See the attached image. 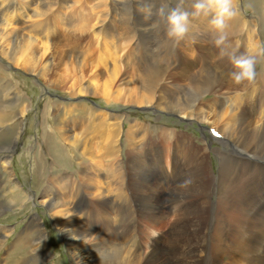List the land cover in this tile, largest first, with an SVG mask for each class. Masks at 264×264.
<instances>
[{
  "label": "bare ground",
  "instance_id": "obj_1",
  "mask_svg": "<svg viewBox=\"0 0 264 264\" xmlns=\"http://www.w3.org/2000/svg\"><path fill=\"white\" fill-rule=\"evenodd\" d=\"M90 1L0 0V218L5 221L18 216L28 204L14 181L10 159L22 139L21 120L30 103L22 89L24 80L15 78L10 68L43 77L56 51L53 34L60 14L61 22L65 17V23H72L70 26L79 33L97 36L95 40L103 48L106 44L116 47L121 41L137 45L140 60H133V68L140 94L133 103L203 121L219 133L218 137L210 135L211 139L222 140L218 143L221 148L198 146L186 133L159 123L164 119L160 116H148L158 122L151 123L129 118L120 110L107 114L96 103L46 100L44 117L36 120L40 135L35 140L28 138L19 156L29 160L33 172L40 160H45L44 154L50 156L44 166L49 173L41 169L40 177L46 185L40 190L38 202L63 236L72 262L163 264L165 254L173 264H264V59L257 63L253 81L237 84L231 75L234 66L216 47V33L208 19H195L191 33L176 44L164 28L163 37L155 36L151 19H146L147 13L141 9V5L150 4L148 0H97L94 6L85 8L83 5ZM191 4L192 0H185L189 10ZM72 7L75 9L70 10L67 20ZM240 10L238 0V14L227 30L228 53L238 54L264 44L260 29L254 30L247 14L242 15ZM262 21L264 18L259 26H264ZM60 50L70 59V66L80 65L76 82L67 86L74 98L92 95L105 105L117 100L120 91L115 85L125 76H121L114 58L110 56L107 60L111 62L104 59L101 63L109 70L108 78H102L98 65L88 66L86 74L83 51ZM132 79L128 76V83L132 84ZM158 138L170 145L168 170L162 163ZM94 143L100 151H95ZM208 150L219 160L215 172ZM127 156L135 157L136 164H128ZM63 170L71 172L64 174ZM165 193L170 209L179 216L195 218L188 225L180 217L170 231L173 233L177 225H188L201 234V246H189L191 241H186L187 246L141 249L132 206L138 207L141 216L155 220L165 213L164 205H158ZM122 204L128 206H124L125 212ZM117 217H123L122 226L116 224ZM39 221L36 213L27 216L18 232L0 224V264L45 263L51 253ZM127 230L129 241L138 246L124 243ZM12 234V241L7 243Z\"/></svg>",
  "mask_w": 264,
  "mask_h": 264
},
{
  "label": "rangeland",
  "instance_id": "obj_2",
  "mask_svg": "<svg viewBox=\"0 0 264 264\" xmlns=\"http://www.w3.org/2000/svg\"><path fill=\"white\" fill-rule=\"evenodd\" d=\"M141 1H143V0H141ZM94 2L96 3L97 0H91L90 3L88 2V5H87V3H85L83 6L85 8L86 7H92L95 4ZM149 2L153 5H155V4L159 3V0H148L147 3H149ZM170 2L173 3L172 0H170ZM245 2L250 3V5L248 6L247 3H245ZM240 4H241V10L240 11L242 12L241 14L244 16H246V14H247L248 20H250L251 23L253 24L254 30L259 28L260 29L259 33H260L261 37L264 39V26L263 25L259 26V24H258L259 21L263 20V18H264V15H263L264 14V11H263L264 10V0H242V1L240 0ZM256 4H257L256 8H253V7H255ZM141 6H142L141 9H143L146 13H148V8L146 7V5H141ZM84 7H82L83 12H84ZM250 7H252L253 10H252V8L250 9ZM257 8H258V10L260 9L259 10L260 12L258 11V13H260V14H258L256 12ZM73 9H75V8L72 7L71 9L68 10V19L67 20H70L71 16L69 15V12H70V10H73ZM153 11H154V8H153ZM255 16H256V18H255ZM57 17H58V20L60 19V21L57 22L58 24L56 23L55 27L57 29L53 34V37H54L53 38V45L55 44L54 49L56 51L53 54V56L50 58L51 60L50 59L48 60L49 66L46 67L44 74H43V77H37L35 74L24 72L23 70H20V69L10 68V71L11 72L13 71V73L16 75L15 78H18V79L21 78L22 80H24V83L26 84V86L22 87V89L26 92L27 98H28L29 103H30V108L25 112L24 119L21 120V122H23L22 123L23 128H22V134H21L22 139L19 140V144L16 145V150L14 152H12L11 159H10V167H11V170L13 173L14 181H16V183H18L19 189L26 195V200H27L28 204L26 206V209H24V211L22 212V214H19L20 216L18 215V216L11 218V219L7 218V219H5V221H2L4 219L0 218V224H4L7 226L9 225L11 228H14L15 232H18L22 227H24L26 217L27 216L29 217V215H33V213H36L37 217L40 220L39 222H40V224L44 230L45 238H46V241L48 243L47 250L51 253V255L45 261L44 264H74L70 258L69 253L67 252L65 240L63 239V236H61L59 229H57V226H55L53 224L51 218L47 215L45 207L38 202L40 190H41V188L43 189V187L46 185L45 182H43V178L40 177L41 169L44 168L42 171L45 173H49L44 166H46V164H48V162L50 161V156H46L44 154L43 158L45 160H40V164L38 163V165H37L38 168L35 169V172L31 171V167L29 165V160L28 159L24 160L23 158H21L19 156V154L21 152V148L25 146L27 139L31 137L33 140H35L36 136L40 135L39 130L36 129L37 128V121L36 120L41 119V116L44 117V115L42 114V110L44 108L46 100H50V101L61 103V104L62 103L82 102L85 105H92V104L96 103L97 105H100L101 108L104 110V112H107V114H115L116 111L120 110V111L125 112L126 113L125 115H127V117H129V118L149 120L151 123H158V122L154 121L153 119H149L148 116H150L151 118H154L156 116H160L164 119L162 121H160L159 123L164 124V126L166 128L169 127V129L171 128V129H174L175 131H181V132L186 133L188 135V137L191 139V141L193 140L192 142L198 146L204 145L207 147L209 146V147H220L221 148V146L218 143L221 142L222 140L219 141L217 139V141H218L217 142L215 138L211 139L210 132L208 129L211 125H209L203 121L195 120V119H191V118H188V119L182 118L179 115H176L174 112L157 111L156 109H152V108H150L144 104L137 105L136 103L132 102L133 98H135V96H138L140 94V85H139L138 80H137L136 75H135L136 72L133 68V66H134L133 60L137 61V59L138 60H140V59H139V52H138L137 45L133 44V41L130 44H129V42L121 41L118 44H116V47L115 46L112 47L110 44L109 45L106 44V46L104 45V48H103L102 45H100L96 42L95 37H97V36L91 35L88 32L87 33H79L78 30H75L72 26H70V25H72V23L70 25H69V23H65V17H64V21H63L64 23L61 22L63 15L59 14ZM252 17H253V19H252ZM154 19H155L154 17L151 19V21H152L151 23H154ZM262 24H264V21H262ZM49 25H50V23H49ZM153 29L156 33V35H155L156 37H159V36L163 37V33L161 32L163 29L162 26L161 27H155V28L153 27ZM76 31L78 32V34ZM256 32L257 31H255V33ZM72 34H74V35H72ZM69 35H71V36H69ZM63 43L65 46L62 45ZM69 44H70V46H69ZM76 45H77V47H76ZM57 48H59V49H57ZM61 48L63 50L69 48L74 52L76 49H77V51H80V52L83 51V54L85 53L84 54V57H85L84 60L85 61L83 60L84 62L82 63V65H87L86 66V74L88 73L87 72L88 66L90 68H92L94 66L93 68H95V66L98 65L96 68L99 71L98 76L102 77V78H108L106 76H109L108 72H107L109 70L106 69L105 66H104V68H102L103 64H101V63H104L103 62L104 59H105V61H108L107 59H109V57L111 56V58H114L116 63L119 65V70H120L121 74L123 73L121 76H125V78L127 77V79H128V76L129 77L131 76L133 78L131 80L132 84L128 83V80L125 78L122 79L121 82L120 81L117 82L118 86L115 85V88H116V90L120 91V96L117 98V100H115V99L111 100L108 105H105V103L100 98H97V97L92 96V95H85V94L84 95H77L74 98V96L71 95V92L68 91V87L71 85V83L76 82L77 78L79 77L78 76V74H79L78 69H79L80 65H78V64L76 65L75 64L76 62L73 60V62H75L73 64H75V65L70 66V62H69L70 59L65 55V53L62 50H60ZM109 49H110V51H109ZM112 50H113V52H112ZM188 53H189V50H188ZM62 55H63L64 59L62 58ZM190 56H191L190 58L193 59L192 55H190ZM104 57H106V58H104ZM66 59H68L67 62H66ZM111 61L112 60H109L108 62H111ZM64 62H65V64H64ZM86 62H89V63H86ZM91 62L92 63L94 62V63L90 64ZM53 64H54V66H53ZM99 64H100V66H99ZM57 65H59V66H57ZM106 67H107V65H106ZM73 69H75V70H73ZM84 70L85 69L83 67V71ZM61 72H62V74H61ZM68 72H69V74H67ZM18 73H19V75H18ZM65 73H66V75H65ZM83 80H85V79H83ZM129 88L131 89V91ZM130 95H132V97H130ZM59 96H62V97H59ZM129 98H131V99L128 102L127 100ZM82 100L83 101L85 100V101L83 102ZM74 117L78 118V115L75 113ZM80 117H83V115H80ZM210 129H212V128L210 127ZM157 140L158 141H156V142H157L158 146L163 151V154H162V161L163 162L162 163L165 165V169L168 170L169 166L171 165L170 164L171 163V157H168V155L171 152L170 151L171 149H169V147H170L169 142L165 141L162 138H158ZM94 142L96 143V140ZM223 142L226 143L225 140ZM95 143H94L95 151L96 150L100 151L101 149L97 148V145H95ZM121 144H123L122 141H121ZM124 147L122 148L123 153L126 152V149H124ZM208 152H209L208 158L210 161L209 163L211 165V170L215 172L217 169V166L219 164V160L217 159V157L214 155L213 152H211L209 150H208ZM1 155H2V152L0 150V156ZM132 158H130V156L126 157V160H128V164L130 162H133V163L135 162V164H136L135 157H132ZM65 171L67 173L71 172V171L68 172L67 170H63L64 174H65ZM2 177L3 176L0 172V178H2ZM163 182H164V180H163ZM168 182H170V178L168 179ZM29 189L32 191V193ZM54 190L56 192L55 187H54ZM70 193H73L72 194V196H73L75 194V190H73V188H72V191ZM192 198H193V200H201L200 197H192ZM169 199L170 198H169L168 193L161 195V198H160L158 205L159 206L164 205L165 213H164V215L162 213L161 214L162 216L159 218H156L155 220L141 216L139 213L138 207L132 204L133 205L132 210H134V212H135V213H133L134 214V216H133L134 224H135V227L137 228V231H138L137 243H139V245L141 246V249L144 250L145 246H162V247H164V246H187L186 241H188V242L191 241L189 246H201V241H200L201 234L199 233V231L188 227L189 224L195 222V218L190 217L188 215L187 216H181V215L179 216V214L177 212H175L174 209H172V208L170 209L169 205H171V204H169ZM122 205H123L122 210H123V212H125L126 209L124 206H126V207H128V206L125 204H122ZM166 207H168L167 211H166ZM187 207L190 208L191 206H187ZM92 212H95V208L92 209ZM180 217H181L182 221L187 222L188 225L187 226L186 225L185 226L184 225L183 226L177 225L178 227H176L175 231H173V233H172V231H170L171 226H172V224H174V222L175 223L177 222V224H178V222H179L178 219H180ZM122 218L123 217H120V218L117 217L118 221L116 222V224L118 226H122V222H121ZM84 222H85V220H84ZM130 223H131V219H130ZM181 223H183V222H181ZM112 226H114V225H112ZM121 229L124 230L125 227L121 228ZM129 231L130 230H127L126 234L123 237L124 243L128 242L131 247L138 246L134 243V241H131V242L129 241V238H130V236L128 235V234H130ZM14 235L15 234H12L8 238L7 243H10L12 241ZM9 239H10V241H9ZM170 241H171V243H170ZM197 241H199V242H197ZM165 257L166 256L164 254L163 264H166L167 262H168L167 264H173L171 262L170 258L166 259ZM169 262H171V263H169Z\"/></svg>",
  "mask_w": 264,
  "mask_h": 264
},
{
  "label": "clouds",
  "instance_id": "obj_3",
  "mask_svg": "<svg viewBox=\"0 0 264 264\" xmlns=\"http://www.w3.org/2000/svg\"><path fill=\"white\" fill-rule=\"evenodd\" d=\"M146 19H154L152 27H163L167 36L179 44L192 30L195 19H208L216 33L214 43L222 55H228L234 71L231 73L237 84L245 80L253 81L256 77V65L264 59V44L247 48L240 53H228V28L238 14V0H192L190 10L185 7V0H159L158 4H148ZM154 8V11H153Z\"/></svg>",
  "mask_w": 264,
  "mask_h": 264
}]
</instances>
